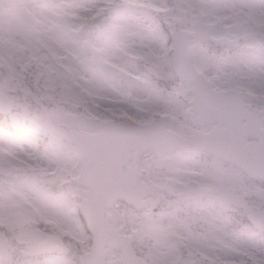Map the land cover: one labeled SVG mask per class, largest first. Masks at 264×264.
Returning a JSON list of instances; mask_svg holds the SVG:
<instances>
[{
  "label": "snow or ice",
  "instance_id": "6c2138e0",
  "mask_svg": "<svg viewBox=\"0 0 264 264\" xmlns=\"http://www.w3.org/2000/svg\"><path fill=\"white\" fill-rule=\"evenodd\" d=\"M0 264H264V0H0Z\"/></svg>",
  "mask_w": 264,
  "mask_h": 264
}]
</instances>
